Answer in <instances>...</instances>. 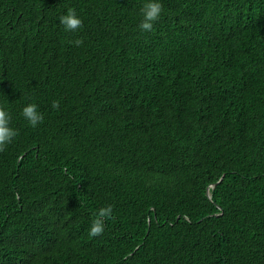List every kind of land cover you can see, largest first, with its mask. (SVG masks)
I'll return each instance as SVG.
<instances>
[{
	"label": "trees",
	"instance_id": "trees-1",
	"mask_svg": "<svg viewBox=\"0 0 264 264\" xmlns=\"http://www.w3.org/2000/svg\"><path fill=\"white\" fill-rule=\"evenodd\" d=\"M143 3L0 0V264H264V0Z\"/></svg>",
	"mask_w": 264,
	"mask_h": 264
},
{
	"label": "clouds",
	"instance_id": "clouds-1",
	"mask_svg": "<svg viewBox=\"0 0 264 264\" xmlns=\"http://www.w3.org/2000/svg\"><path fill=\"white\" fill-rule=\"evenodd\" d=\"M140 11L142 18L138 25L139 29L144 32L151 31L153 23L162 14L161 0H144ZM59 23L63 26L64 31L74 32L82 26V19L74 8L68 7L66 12L59 16ZM75 43L80 45L82 41L77 39ZM58 107V102L53 101L52 108L56 109ZM21 114L32 127H36L43 120V115L38 110V105L35 102L26 103L21 109ZM10 119L8 112L0 107V150H3L17 134L16 130L10 126ZM112 214L113 207L111 204L100 207L90 223L88 235L90 237L100 235L104 230V220L110 218Z\"/></svg>",
	"mask_w": 264,
	"mask_h": 264
},
{
	"label": "water",
	"instance_id": "water-1",
	"mask_svg": "<svg viewBox=\"0 0 264 264\" xmlns=\"http://www.w3.org/2000/svg\"><path fill=\"white\" fill-rule=\"evenodd\" d=\"M213 187V186H212ZM210 196V195H209Z\"/></svg>",
	"mask_w": 264,
	"mask_h": 264
}]
</instances>
